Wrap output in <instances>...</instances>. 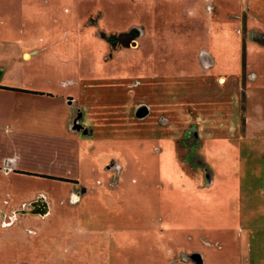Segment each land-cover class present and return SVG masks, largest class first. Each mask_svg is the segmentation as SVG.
Segmentation results:
<instances>
[{"label": "rangeland", "instance_id": "obj_1", "mask_svg": "<svg viewBox=\"0 0 264 264\" xmlns=\"http://www.w3.org/2000/svg\"><path fill=\"white\" fill-rule=\"evenodd\" d=\"M14 65L67 84L17 129L72 114L77 182L0 181V264H264V0H0Z\"/></svg>", "mask_w": 264, "mask_h": 264}, {"label": "crops", "instance_id": "obj_2", "mask_svg": "<svg viewBox=\"0 0 264 264\" xmlns=\"http://www.w3.org/2000/svg\"><path fill=\"white\" fill-rule=\"evenodd\" d=\"M4 67H0V86L8 89L0 88V95L12 94L14 97L13 101H9L13 102L12 106L7 109L5 97L0 96V175L3 173V176H0V181H12L16 176L11 175L21 174L22 172H38L41 175L38 176L44 179L47 177L46 179L56 178L55 180L62 182L65 180L77 182L75 178L71 177L72 174H69L71 168L70 153L74 148V144H78L77 140L70 138L72 128H74L72 127L74 119H72V114H70L71 118L69 120L65 116L60 118L62 125L60 127L61 132L58 134L35 131L24 133L27 131L17 129V125L21 124L22 96L30 99L23 102H30L32 107H45L48 111L51 110L57 115L58 113L63 114L65 110L74 112L72 102L75 99L68 90H65L67 84L65 81L58 80L56 85L54 83H43L30 87L27 82L22 84L23 81H19L24 76L22 65L8 66L12 67L9 69ZM26 68L29 70L27 74L30 75L32 72H39L37 67ZM8 74L10 75L8 76ZM17 89L21 91H17ZM78 107L80 109V105ZM50 118H53L52 115ZM78 119L80 120V117ZM79 124H81L80 121ZM66 125L67 132H64ZM74 131L83 132L77 127ZM23 135H35V137L24 141ZM23 158H26V162H28V159L33 158L37 165L24 163ZM17 159L21 160L18 161ZM38 163H40V166H38ZM7 196L8 198L12 197L11 195ZM75 197H78V195H75Z\"/></svg>", "mask_w": 264, "mask_h": 264}, {"label": "flooded vegetation", "instance_id": "obj_3", "mask_svg": "<svg viewBox=\"0 0 264 264\" xmlns=\"http://www.w3.org/2000/svg\"><path fill=\"white\" fill-rule=\"evenodd\" d=\"M128 36H129V35H128ZM128 36L125 35V36H122V37H123V38H124V37L127 38ZM118 41L121 42V40H120L119 38H118ZM132 43H133V42H132ZM131 46H132V45H131ZM0 88L8 89V88H4V87H2V86H0ZM17 90H18V89H17ZM23 91H25V90H23ZM78 122H79V121H78ZM78 122H77L76 125H75L76 127L79 126L80 129H81V127H84V124H83V123L80 122L81 124H79ZM65 181H68V180H65Z\"/></svg>", "mask_w": 264, "mask_h": 264}, {"label": "bare ground", "instance_id": "obj_4", "mask_svg": "<svg viewBox=\"0 0 264 264\" xmlns=\"http://www.w3.org/2000/svg\"><path fill=\"white\" fill-rule=\"evenodd\" d=\"M132 44H133V45H132L133 47H136V43H135V42H133ZM48 214H49V213H48Z\"/></svg>", "mask_w": 264, "mask_h": 264}, {"label": "trees", "instance_id": "obj_5", "mask_svg": "<svg viewBox=\"0 0 264 264\" xmlns=\"http://www.w3.org/2000/svg\"><path fill=\"white\" fill-rule=\"evenodd\" d=\"M17 91H21V90H17ZM24 92H28V91H24ZM29 93H32V92H29Z\"/></svg>", "mask_w": 264, "mask_h": 264}, {"label": "water", "instance_id": "obj_6", "mask_svg": "<svg viewBox=\"0 0 264 264\" xmlns=\"http://www.w3.org/2000/svg\"><path fill=\"white\" fill-rule=\"evenodd\" d=\"M77 128L80 130V127L79 126H77ZM82 128V127H81Z\"/></svg>", "mask_w": 264, "mask_h": 264}]
</instances>
